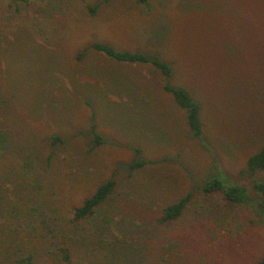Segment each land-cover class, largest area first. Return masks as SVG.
<instances>
[{"label":"rangeland","instance_id":"obj_1","mask_svg":"<svg viewBox=\"0 0 264 264\" xmlns=\"http://www.w3.org/2000/svg\"><path fill=\"white\" fill-rule=\"evenodd\" d=\"M93 41L172 74L92 49L78 58ZM167 82L200 103L201 136ZM263 142L264 0H0V264H19L18 247L32 264H256L264 170L247 158ZM136 158L145 165L129 171ZM217 177L247 198L200 192ZM109 178L112 193L74 220ZM188 192L182 215L160 222ZM42 220L65 236L69 263Z\"/></svg>","mask_w":264,"mask_h":264},{"label":"trees","instance_id":"obj_2","mask_svg":"<svg viewBox=\"0 0 264 264\" xmlns=\"http://www.w3.org/2000/svg\"><path fill=\"white\" fill-rule=\"evenodd\" d=\"M27 2L28 0H18ZM139 2H144L145 0H137ZM94 10V9H92ZM87 49H92L96 52H99L109 59L119 61V62H144L150 63L154 67L158 68L165 76L170 77L172 74V63L161 60L157 56L149 57L143 52L140 51H126L119 50L114 46L101 42L93 41L86 45L78 54V58L82 56L83 52ZM163 90L169 93L175 103L185 111V120L186 124L189 127L193 135L201 136L202 134V121H201V106L200 103L192 96L191 92L182 86H172L168 82L163 86ZM93 141L98 144L101 142L102 138L94 131ZM136 155H139L140 149L134 148ZM146 161L143 159L136 158L129 163V171H134L137 168L143 167ZM247 169L254 171L256 169L264 170V142L260 149L250 155L247 158ZM223 179L228 181L227 177L224 174ZM115 186V180L109 178L103 181L97 186L95 191L89 197H86L82 202L74 207L73 219L82 220L93 215L95 209L99 204H101L113 191ZM252 189L254 191L255 197L258 199L256 204L258 213L264 219V182H254L252 184ZM200 192L203 194H213L217 193L222 196L227 204L234 205L243 202L247 197L244 187L240 186H229L225 187V183L220 179L211 178L208 179L200 187ZM192 193L188 192L184 196L180 197L175 202L165 206L162 210L161 216L159 217L160 222H168L178 219L187 207ZM46 234H50L54 237H57L58 240V251L60 258L63 262L69 263L70 261V248L66 241L65 236L57 232L53 227H51L46 220H42ZM26 254L18 247L17 250H14V259L19 264H32L33 254L30 249L26 250ZM256 264H264V255L257 260Z\"/></svg>","mask_w":264,"mask_h":264}]
</instances>
